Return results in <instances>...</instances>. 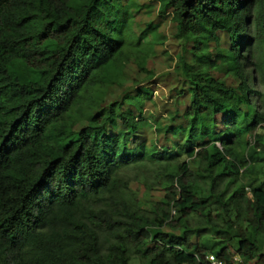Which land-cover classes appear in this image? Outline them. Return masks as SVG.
<instances>
[{
    "label": "trees",
    "instance_id": "trees-1",
    "mask_svg": "<svg viewBox=\"0 0 264 264\" xmlns=\"http://www.w3.org/2000/svg\"><path fill=\"white\" fill-rule=\"evenodd\" d=\"M132 1L0 0V264H264V69L250 85L243 52L264 0H152L178 45L167 143L138 139L150 90L100 106L108 67L147 71Z\"/></svg>",
    "mask_w": 264,
    "mask_h": 264
},
{
    "label": "rangeland",
    "instance_id": "rangeland-1",
    "mask_svg": "<svg viewBox=\"0 0 264 264\" xmlns=\"http://www.w3.org/2000/svg\"><path fill=\"white\" fill-rule=\"evenodd\" d=\"M127 12L132 17V25L137 32H143L142 48L148 53L146 61V72H139L135 65L130 62L117 64L107 68L109 77L100 92V106L106 107L114 101H122V109H131L136 112L133 104L124 100L125 96H134L138 90L142 92L151 91V100L145 106L147 120L152 121L150 116L157 119L159 130L154 126L144 125L141 129V134L138 135L140 141L153 142L151 132H154L155 142L167 143L165 137L167 128L173 124H180V114L182 112V104H177L173 93L172 82L180 76L175 72L174 63L178 56V45L173 39V27L167 15L159 13V4L152 0H133L127 6ZM248 60L245 63V73L250 85H252V74L254 64H260L264 69V42H251L244 49ZM254 85L253 88L262 94L264 91V82L261 75L254 70ZM148 88V89H147ZM259 101L260 96L253 95L252 101ZM179 103V102H178ZM182 106V107H181ZM179 110L175 112V109ZM174 119V121L172 120ZM148 123V121H146ZM154 125V124H153ZM154 128V131H153ZM218 129H222L218 125ZM138 140V141H139ZM264 162V153L260 155ZM130 188L135 196L145 203L144 189L135 182L130 183ZM163 190L156 189L150 193V200H160L164 195ZM147 198V197H146ZM232 248H235V243H232ZM129 264H138L136 258H133Z\"/></svg>",
    "mask_w": 264,
    "mask_h": 264
},
{
    "label": "built area",
    "instance_id": "built-area-1",
    "mask_svg": "<svg viewBox=\"0 0 264 264\" xmlns=\"http://www.w3.org/2000/svg\"><path fill=\"white\" fill-rule=\"evenodd\" d=\"M202 264H242V262L237 256H233L230 261H225L214 254H206L202 260Z\"/></svg>",
    "mask_w": 264,
    "mask_h": 264
}]
</instances>
